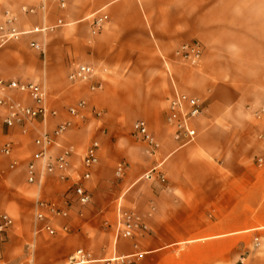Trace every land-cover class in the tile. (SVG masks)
I'll list each match as a JSON object with an SVG mask.
<instances>
[{
  "label": "crops",
  "instance_id": "crops-1",
  "mask_svg": "<svg viewBox=\"0 0 264 264\" xmlns=\"http://www.w3.org/2000/svg\"><path fill=\"white\" fill-rule=\"evenodd\" d=\"M6 11L24 34L0 48V78L44 86L58 114L44 124L8 128L0 110V148L14 146L0 158V214L14 219L0 239V264H107L119 257L124 261L112 264H264V167L255 162L264 154V113L256 115L264 109V0H67L64 9L58 0H0V23ZM102 15L109 19L94 33L93 21ZM60 19L64 25L53 31L30 32ZM195 41L203 57L191 66L176 51ZM80 64L95 68L91 83L100 89L69 80ZM177 93L207 106L187 145L175 140L167 122ZM13 96L33 104L26 95ZM80 100L87 101L85 119L68 111ZM69 120L73 126L50 153L74 149L70 178L47 175L40 188L28 183L40 131ZM139 120L160 144L155 154L134 134ZM94 140L99 161L85 181L91 202L82 206L73 187ZM121 163L127 169L119 178ZM153 169L165 181L147 179ZM38 197L68 211L51 221L54 235L45 230L47 221L36 222ZM121 210L138 213L147 229L125 237ZM78 249L93 260L73 262Z\"/></svg>",
  "mask_w": 264,
  "mask_h": 264
},
{
  "label": "built area",
  "instance_id": "built-area-1",
  "mask_svg": "<svg viewBox=\"0 0 264 264\" xmlns=\"http://www.w3.org/2000/svg\"><path fill=\"white\" fill-rule=\"evenodd\" d=\"M58 2L62 9L66 8L67 0H58ZM23 10L28 13L35 12L33 8L24 7ZM108 19V15L95 17L92 25L93 32L100 31ZM16 20L17 18L10 11H6L3 15V22L0 23V48L10 41L18 40L24 34L16 27ZM62 25H64V21L60 19L54 26L36 27L30 32L53 31ZM30 46L44 52V46L36 41L31 42ZM176 55L189 65L198 66L203 57V47L198 41L186 43L176 51ZM95 75L96 70L93 66L80 64L69 74L68 78L73 83H91ZM101 87V83L93 82L90 85V90L96 91ZM15 92L26 95L33 104H27L16 99L13 96ZM47 100L48 95L45 87L38 83H26L14 79L0 78V110H2L3 122L8 128L24 126L27 121L38 119L43 121L44 124L50 116H56L58 111L50 109ZM86 106L87 101L80 100L75 106L70 107L68 111L72 116L85 119L84 109ZM206 109L207 106L203 100L187 93H177L175 97L169 100L167 122L174 128V138L180 145H187L195 140L197 131L193 127V121L203 115ZM263 113L264 109H261L256 112V115L260 117ZM93 114L97 117L101 116V112L97 110H94ZM72 126L73 122L69 120L59 124L53 132L43 127V130L40 131L35 139V144L39 149L27 164L28 183L37 184L40 188L47 175H55L60 180H68L70 178L71 158L75 153L74 149L69 146H62V151L56 156L51 155L50 149L53 146L60 145L59 139ZM134 131V134L145 144L147 153L155 154L159 150L160 144L150 131L146 121H137L134 125ZM27 132L28 129L24 127V133ZM13 148V143L5 142L0 148V158L11 156ZM99 149L100 143L96 140L92 141L82 159L83 172L79 175L73 187L76 201L82 206L88 205L92 199L91 193L85 186V181L91 178V168L99 161ZM255 162L259 167H264V154L258 155ZM18 164V161H14L10 167L14 169ZM126 169L127 165L125 163L119 164L116 168V176L121 178L125 174ZM154 177H159L161 181H165V177L157 169H153L146 175L147 179H153ZM66 216H68V211L56 201L42 197H38L36 200V222L47 221L44 228L49 234L54 235L57 233V230L51 225V221L56 217ZM13 226L14 219L9 214H0V239ZM118 226L125 237H131L137 230L147 229L140 215L130 210L120 211ZM63 230L68 231V228L64 227ZM256 245H260L258 239ZM71 260L76 263H85L93 259L91 253L84 249H78ZM115 260L124 261V258H114L106 263L112 264Z\"/></svg>",
  "mask_w": 264,
  "mask_h": 264
}]
</instances>
